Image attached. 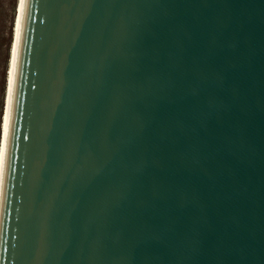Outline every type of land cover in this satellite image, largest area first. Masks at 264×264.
I'll return each mask as SVG.
<instances>
[{"label":"water","instance_id":"water-1","mask_svg":"<svg viewBox=\"0 0 264 264\" xmlns=\"http://www.w3.org/2000/svg\"><path fill=\"white\" fill-rule=\"evenodd\" d=\"M0 264H264V0H26Z\"/></svg>","mask_w":264,"mask_h":264},{"label":"rangeland","instance_id":"rangeland-1","mask_svg":"<svg viewBox=\"0 0 264 264\" xmlns=\"http://www.w3.org/2000/svg\"><path fill=\"white\" fill-rule=\"evenodd\" d=\"M23 0H0V172Z\"/></svg>","mask_w":264,"mask_h":264},{"label":"bare ground","instance_id":"bare-ground-1","mask_svg":"<svg viewBox=\"0 0 264 264\" xmlns=\"http://www.w3.org/2000/svg\"><path fill=\"white\" fill-rule=\"evenodd\" d=\"M25 2H26V0H23V4H22V8H21V18H20V24H19V27H20L19 37H18V41H17V45H16L17 47L15 50V62H14V67H13L12 89H11V94H10L8 117H7L8 123H7V129H6V138H5V147H4V152H3V160H2L1 172H0V204H1V196H2V188H3L4 169H5V162H6V153H7L9 128H10L12 101H13V94H14L15 76H16V68H17V62H18V53H19V48H20V39H21V34H22V23H23Z\"/></svg>","mask_w":264,"mask_h":264}]
</instances>
